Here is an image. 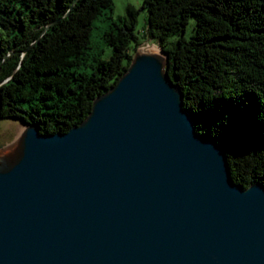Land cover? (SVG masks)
Instances as JSON below:
<instances>
[{
    "label": "water",
    "instance_id": "water-1",
    "mask_svg": "<svg viewBox=\"0 0 264 264\" xmlns=\"http://www.w3.org/2000/svg\"><path fill=\"white\" fill-rule=\"evenodd\" d=\"M143 48L80 124L0 148V264H264V185L232 181Z\"/></svg>",
    "mask_w": 264,
    "mask_h": 264
},
{
    "label": "trees",
    "instance_id": "trees-1",
    "mask_svg": "<svg viewBox=\"0 0 264 264\" xmlns=\"http://www.w3.org/2000/svg\"><path fill=\"white\" fill-rule=\"evenodd\" d=\"M114 19L113 0H0V121L40 134L80 124L144 41L166 54L197 134L225 150L230 178L264 185V0H143ZM193 18L191 36L185 27ZM108 24L94 49V23Z\"/></svg>",
    "mask_w": 264,
    "mask_h": 264
},
{
    "label": "rangeland",
    "instance_id": "rangeland-1",
    "mask_svg": "<svg viewBox=\"0 0 264 264\" xmlns=\"http://www.w3.org/2000/svg\"><path fill=\"white\" fill-rule=\"evenodd\" d=\"M143 0H113V9H112V16L114 19L118 17H124L126 15L127 5H132L135 8L140 9L138 15V25H136V33L142 32L144 25H146V12L143 10L142 7ZM107 22H99L97 20L92 28V44L94 49H103L104 55L107 56L111 52V47L104 45L100 38L103 30L107 26ZM194 20L193 18L189 19L187 26L185 27V37L188 39L192 32H193ZM154 46L156 49L160 50V47L156 45V43H152L150 41H144L138 47H145V46ZM25 128L22 122L19 121H0V148L4 146H9L14 143L15 139L19 137L21 131Z\"/></svg>",
    "mask_w": 264,
    "mask_h": 264
},
{
    "label": "bare ground",
    "instance_id": "bare-ground-1",
    "mask_svg": "<svg viewBox=\"0 0 264 264\" xmlns=\"http://www.w3.org/2000/svg\"><path fill=\"white\" fill-rule=\"evenodd\" d=\"M143 51L156 52V53L160 52V50L156 49L154 46H149V45L145 46L143 48Z\"/></svg>",
    "mask_w": 264,
    "mask_h": 264
}]
</instances>
